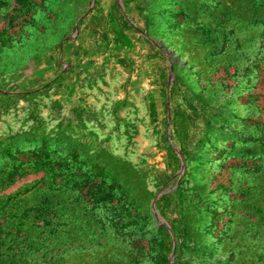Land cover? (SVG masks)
I'll list each match as a JSON object with an SVG mask.
<instances>
[{"label":"rangeland","instance_id":"obj_1","mask_svg":"<svg viewBox=\"0 0 264 264\" xmlns=\"http://www.w3.org/2000/svg\"><path fill=\"white\" fill-rule=\"evenodd\" d=\"M0 264H264V0H0Z\"/></svg>","mask_w":264,"mask_h":264}]
</instances>
